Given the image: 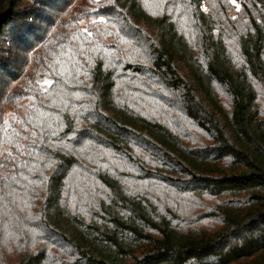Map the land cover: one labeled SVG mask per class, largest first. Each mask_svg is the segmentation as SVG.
<instances>
[{
	"label": "trees",
	"instance_id": "trees-1",
	"mask_svg": "<svg viewBox=\"0 0 264 264\" xmlns=\"http://www.w3.org/2000/svg\"><path fill=\"white\" fill-rule=\"evenodd\" d=\"M0 264H264V0H0Z\"/></svg>",
	"mask_w": 264,
	"mask_h": 264
},
{
	"label": "rangeland",
	"instance_id": "rangeland-1",
	"mask_svg": "<svg viewBox=\"0 0 264 264\" xmlns=\"http://www.w3.org/2000/svg\"><path fill=\"white\" fill-rule=\"evenodd\" d=\"M233 8H234L235 11H239V10L243 9V5L240 2H235L233 4Z\"/></svg>",
	"mask_w": 264,
	"mask_h": 264
}]
</instances>
